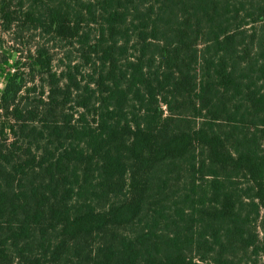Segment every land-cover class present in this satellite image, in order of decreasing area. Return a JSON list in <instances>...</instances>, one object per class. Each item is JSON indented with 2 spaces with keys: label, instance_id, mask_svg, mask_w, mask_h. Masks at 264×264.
<instances>
[{
  "label": "trees",
  "instance_id": "16d2710c",
  "mask_svg": "<svg viewBox=\"0 0 264 264\" xmlns=\"http://www.w3.org/2000/svg\"><path fill=\"white\" fill-rule=\"evenodd\" d=\"M0 73V264H264V0H0Z\"/></svg>",
  "mask_w": 264,
  "mask_h": 264
},
{
  "label": "rangeland",
  "instance_id": "374dc122",
  "mask_svg": "<svg viewBox=\"0 0 264 264\" xmlns=\"http://www.w3.org/2000/svg\"><path fill=\"white\" fill-rule=\"evenodd\" d=\"M54 53V64L57 66L58 59L63 58L66 62L75 59V51L72 50L70 45H63V42H55L54 48L52 49ZM7 76L5 74L0 73V93H2L5 81ZM29 81V79H28Z\"/></svg>",
  "mask_w": 264,
  "mask_h": 264
}]
</instances>
